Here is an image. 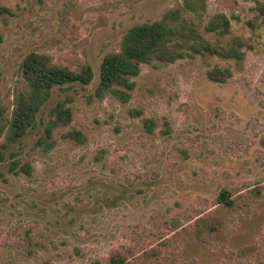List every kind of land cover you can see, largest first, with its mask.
<instances>
[{"label": "rangeland", "instance_id": "rangeland-1", "mask_svg": "<svg viewBox=\"0 0 264 264\" xmlns=\"http://www.w3.org/2000/svg\"><path fill=\"white\" fill-rule=\"evenodd\" d=\"M1 4L2 108L11 112L25 89L20 65L31 52L89 64L95 77L56 89L27 135L0 147V264H110L114 250L138 264H264V0ZM218 14L229 32L207 31ZM162 21L176 61L142 64L128 103L95 96L103 58L133 27ZM235 39L239 62L192 49L229 50ZM217 67L231 69L226 83L207 78ZM59 101L72 122L48 139ZM74 130L81 142L64 136ZM223 191L232 206L218 202Z\"/></svg>", "mask_w": 264, "mask_h": 264}, {"label": "trees", "instance_id": "trees-1", "mask_svg": "<svg viewBox=\"0 0 264 264\" xmlns=\"http://www.w3.org/2000/svg\"><path fill=\"white\" fill-rule=\"evenodd\" d=\"M6 12L0 0V16ZM221 26L224 33L230 31L231 20L224 14H218L210 21L207 26L208 32H217ZM195 43H205V39L197 34L195 30L191 31ZM174 30L168 27L163 21L152 24H143L130 29L123 37L120 49L107 54L100 65L99 83L95 89V96L104 99L107 95H112L123 103H128L131 96L129 92L133 91L136 83L132 81L133 77L140 74L141 65L151 63L158 58L160 60L176 61L169 55L167 43ZM238 47H231L229 50H219L210 45L201 48L197 45L192 49L195 53L205 55L207 53L217 54L226 59L241 61L244 53L240 48L243 43L235 39ZM198 47V48H197ZM181 56V55H180ZM233 73L229 68H214L207 71L206 76L215 83H226ZM20 76L25 89L15 95L13 109L10 112L0 106V141L4 142L0 147L8 148L9 143H17L24 138L29 130L35 125L38 115L44 106L51 100L56 89L64 86L80 84L90 86L94 81V70L89 64L81 65L78 69H71L68 66L55 63L52 58L44 53L31 52L20 65ZM52 120L45 127L46 138L52 136L56 128H65L72 122V111L67 106L66 101H59L50 111ZM134 116H142L139 111H133ZM146 129L149 132L154 131L152 120H144ZM81 142L82 133L74 130L64 135ZM1 159V158H0ZM13 168V167H12ZM218 202L232 206L233 199L228 191H223L218 196ZM173 223V229L178 228L177 222ZM210 232L215 231V224H203ZM130 256L133 252L130 251ZM94 264H100L96 261ZM110 264H138L130 260L122 250H114L110 256ZM145 264H155L153 261H146Z\"/></svg>", "mask_w": 264, "mask_h": 264}]
</instances>
